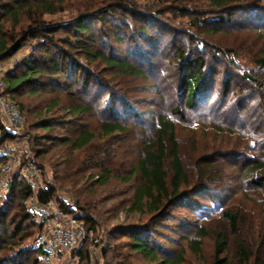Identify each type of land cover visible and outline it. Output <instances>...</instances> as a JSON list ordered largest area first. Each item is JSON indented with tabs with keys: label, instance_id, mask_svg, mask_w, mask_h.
I'll return each instance as SVG.
<instances>
[{
	"label": "rangeland",
	"instance_id": "374dc122",
	"mask_svg": "<svg viewBox=\"0 0 264 264\" xmlns=\"http://www.w3.org/2000/svg\"><path fill=\"white\" fill-rule=\"evenodd\" d=\"M34 3L0 0V36L9 40L20 37L29 25L42 22L61 27L51 36L29 37L21 51L4 60L5 65L1 63L2 79L41 42L59 60L64 55L69 61L79 62L81 70L76 75L77 68L72 64L67 73L51 76L46 71L39 77L37 93L32 90L35 86H24L17 97L25 112L21 134L28 137L23 135L21 140L6 144L20 150L24 138L29 149L39 150L36 159L43 171L33 182L35 189L54 182L58 200L76 212L94 215L97 228L93 234L101 240L87 243L94 263L160 264L145 259L127 244V237L116 230L119 226L145 231L163 257L183 254L181 264H211L217 231L227 235L224 255L231 264L238 261L240 243L250 254L245 264L264 263V186L245 177L250 164L240 159L242 153L264 158L263 146L258 148L264 138V63L259 60L264 42V0H240L227 9L209 0H64L54 13L43 12ZM13 9L18 23L9 14ZM72 21L91 28L78 33L70 25ZM82 44L129 61L145 75L123 74L101 58L87 57ZM34 53L39 55L41 51ZM196 58L204 60V82L199 105L191 108L180 81L187 71L185 61ZM21 71L18 69L17 74ZM85 73L91 75L88 86L82 83ZM243 73L257 77L259 82L243 78ZM56 99L60 105L50 111ZM75 103H89L93 109L72 116L68 108ZM160 113L170 114L177 124L181 156L190 174L210 167L207 182L192 187L190 200L195 208L182 200L157 214L150 210L130 212L142 177L139 173L131 180L129 177L144 142L153 135ZM45 117L53 124L48 131L38 126ZM105 120L122 121L128 131L100 138L99 125ZM83 129L98 135L83 150L73 151L59 140L51 141L54 136L75 137ZM251 135H257L260 141ZM101 167L110 171L107 183L98 180ZM8 188L0 189V212L5 209L8 214V229L2 216L0 219L3 239L20 220L14 215L18 194ZM225 209L238 213L236 229L223 216ZM23 227L22 243L9 242L0 248V264H89L75 251L60 252L50 261L42 255L37 257L32 249L38 245L36 227L28 220ZM201 227L207 232L204 237L198 234ZM193 238L202 241L200 253L189 246Z\"/></svg>",
	"mask_w": 264,
	"mask_h": 264
},
{
	"label": "trees",
	"instance_id": "16d2710c",
	"mask_svg": "<svg viewBox=\"0 0 264 264\" xmlns=\"http://www.w3.org/2000/svg\"><path fill=\"white\" fill-rule=\"evenodd\" d=\"M12 1L21 5H25V3L30 0ZM34 1V6L42 9L43 12L46 13L56 12L60 8V5L64 2V0ZM209 1L214 6H217L222 9H227L231 8V4L233 2H238L240 0ZM2 6L3 5L0 4V17ZM9 12V14H11L15 18V23H18L16 9H13ZM230 15L231 14L229 13V16ZM35 20L37 19H34V21ZM79 22L80 21H74L70 25H73L75 31L78 33H87L88 30H90L91 26ZM60 27L61 26L55 24H44V22H42L38 23L37 26L29 25L28 30L23 31L20 37L14 36L11 40H9L4 36H0V61L10 59L17 52L21 51L29 37H38L41 34L45 36H51L58 32ZM94 41L95 39H93L92 45H95ZM92 45L82 44L81 46L83 52H85L87 57L90 56V58L94 59L95 57L96 59L101 58L106 62V64L112 67H116L117 70L121 71V73L123 74L141 76L145 75L143 69L133 65L129 61H123L116 57L107 56L102 51V49H95L93 51ZM33 50L34 51L31 55L22 57L19 60L17 67L13 70H9L7 74L3 77L4 94L7 98L13 99L17 103L24 116V105L18 100L17 97L20 96V93H22V91L24 90V86H30L32 88L33 86H35L32 90L34 93H37L39 92L38 88H40L39 84H41L39 83V77L46 75V71H49V73H51V76H55L54 74L56 73H67L69 70L72 69L73 65L75 66V69L77 68V70L75 71L76 75L81 70V64L79 62L69 61V57L64 55H62L61 60H59L58 57H55L53 53H51L48 49H45V45L43 42L36 45ZM37 50L41 51L39 55H36L34 53ZM65 53L67 54V52ZM259 60L264 63V42L262 47V57ZM184 66L187 71L181 77L180 88L181 90H186L185 101L188 106H190L191 108H195L196 105H199L197 103L199 98L198 96L200 94L199 92L204 82V60L203 58H196L190 60L188 59L185 61ZM18 69L22 70L19 74H17ZM82 76V83L85 86L90 85L91 75L89 73H85ZM242 77L250 81L257 82L259 80L257 77L253 78L247 73H243ZM59 105V99H56L51 104L49 110L52 111ZM92 109L93 105L89 103L84 105H81L80 103H75L68 108V110L71 112L70 115L72 116L89 113ZM38 126L47 131L53 128V124L51 123L50 119L46 117L42 118L39 121ZM99 130L100 138L128 131L122 121L114 120H105L100 122ZM23 135L24 134L21 133L20 135H15L14 133H12V131L9 130L2 116L0 115V145L6 144V142L10 140H21ZM26 136L27 135L25 134L24 137ZM97 137L98 135H96L94 131L89 129H83L79 131V133L75 134V137H71L70 135H65L61 137L54 136L51 141L55 142L56 140H59V144L70 146L73 151H76L85 149L87 146L91 145L93 140H95ZM251 137L255 138L257 142L260 141L257 135H251ZM262 146L264 148V138L261 141V145H258V148H262ZM38 151H34L31 148L29 155L24 153L22 163H25L26 160L34 161L39 167L42 174L43 170L41 163L36 159L37 155L40 154ZM262 151L263 150H261L260 154L263 153ZM242 155L243 156H241L240 159H242L245 163L250 164L248 171H245V177L249 178L250 182L257 186H264V158H250L248 156L245 157L243 153ZM5 161L6 158L0 156V166ZM209 168L210 167L204 166V168L200 169L199 173L195 172L196 175L190 174V171L183 162V158L181 156L180 143L177 137V124L175 120L168 113L158 114L153 130V135L149 138V140L144 142L140 157L136 165L133 167L132 173L129 177V180H131L133 178V175L139 173L142 178L140 181V185L136 188L134 192L133 200L129 206L128 211L143 213L147 210H150L152 212H156L157 214V212L161 213L163 212V209H167L174 203L180 202L182 200L189 203L186 206H191V208H195V203H191L192 200H190V198L193 196V194H191L193 192L191 191L192 187L199 188L202 187L200 185V182H207V176L210 172ZM109 173V169H107L106 167H101L100 173H97V176L99 178L98 180L101 181V183H107L109 179ZM15 186L17 187V189H15ZM208 187L209 186H207L206 188ZM9 188L12 194H18V210L14 213V215H17L20 220L18 223L14 224L12 233L5 236V239H3V237L0 235V248L8 246L10 244L9 242H13L14 244L19 245V243H22L24 241L25 237H23L22 235V233L24 232L23 223L27 220L32 226L35 225L37 231V238L38 235L42 233L44 229V224L38 219L37 215L33 211H31L27 206V201L32 196H35L39 202H46L47 200L52 199L56 203L58 208L63 211V213L77 218L88 229L96 231L97 221L94 215L85 212H76L73 208H70L67 203L58 200V188H56L54 182H48L45 185H41L40 187H38V189H35L34 183L31 182L25 175L22 164L15 167L10 178ZM188 199L189 201H187ZM75 202L77 201L75 200ZM190 203L192 205H190ZM1 216L3 217V219H1ZM223 216L228 219L231 227L233 229H236V226L239 222L238 213L234 212L232 209H225L223 211ZM7 217L8 214L6 213V210L3 209L0 212V219L3 225L6 226V229H8V221L6 219ZM144 228L145 227H143L142 229ZM116 230L117 232H122L125 238L127 237V242H129L127 244L132 245L135 251L141 252L144 258L149 261H152L154 263L159 262L160 264H181L184 260L183 254H179L176 257H163L158 251L159 249L156 247V245L150 242L149 236L145 234L146 232L143 230L140 231L139 229H126L125 227L121 226H119V228H116ZM198 234L200 235V237H204L207 234L206 229L204 227L199 228ZM214 236V254L213 261L211 264H231L229 258L224 255L228 245V238L226 233L217 231L215 232ZM98 240L99 241L97 243L101 242L100 238H98ZM88 241L94 243L93 240L87 237L73 251H75L81 259H87L88 263L91 264L93 258L91 255V251L89 250L90 248L87 247ZM84 246L86 247L84 248ZM189 246L194 253H200L202 249V241L201 239L193 238L190 240ZM32 249L35 251L37 257L43 255V249L41 245L38 244L37 247H34ZM238 257L239 258L236 264H245L250 260L249 252L247 251L246 247L241 243L238 245ZM261 264L264 263L261 262Z\"/></svg>",
	"mask_w": 264,
	"mask_h": 264
},
{
	"label": "built area",
	"instance_id": "2783aa9c",
	"mask_svg": "<svg viewBox=\"0 0 264 264\" xmlns=\"http://www.w3.org/2000/svg\"><path fill=\"white\" fill-rule=\"evenodd\" d=\"M1 63L5 65L3 61L0 62V115L9 130L15 135H20L25 117L17 103L4 94ZM23 142L24 147L20 150L10 148L7 144L0 145V156L6 158L0 166V189L2 190L9 187L11 175L15 167L20 164L31 182L41 178V171L34 161L26 160L22 163L24 153L30 154L27 140L24 139ZM27 206L44 224V229L38 235L37 241L42 246V256L46 261H50L63 251L71 253L87 237L94 243L99 241L97 237H94L92 229H88L77 218L63 213L52 199L39 202L35 196H32L27 201ZM91 264H95L93 260Z\"/></svg>",
	"mask_w": 264,
	"mask_h": 264
}]
</instances>
